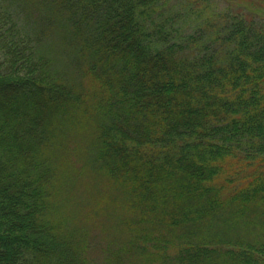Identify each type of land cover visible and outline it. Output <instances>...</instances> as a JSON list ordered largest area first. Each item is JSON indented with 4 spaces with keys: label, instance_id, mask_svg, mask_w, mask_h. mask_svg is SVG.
<instances>
[{
    "label": "trees",
    "instance_id": "16d2710c",
    "mask_svg": "<svg viewBox=\"0 0 264 264\" xmlns=\"http://www.w3.org/2000/svg\"><path fill=\"white\" fill-rule=\"evenodd\" d=\"M169 1L0 0V264H264V14Z\"/></svg>",
    "mask_w": 264,
    "mask_h": 264
},
{
    "label": "rangeland",
    "instance_id": "374dc122",
    "mask_svg": "<svg viewBox=\"0 0 264 264\" xmlns=\"http://www.w3.org/2000/svg\"><path fill=\"white\" fill-rule=\"evenodd\" d=\"M183 1V5H189L187 1L190 2V0H170L169 4H172L171 6H178V4ZM194 7L200 6L199 2L203 0H191ZM207 1V0H205ZM185 3V4H184ZM209 6H212L214 8V13L216 14L217 10H222L223 8H230L233 10H236L238 12L240 11H246V12H254L255 14H264V1L261 3L254 2L253 0H214V2L208 1ZM210 16V15H209ZM60 39V36L58 34L53 33V36H47L42 41L43 46L46 47V49H53L56 52H59L60 49H62L61 45L56 44L58 43V40ZM63 67L66 68V70L60 69L62 74H67V64L66 62H62ZM71 65V64H68ZM58 66V65H57ZM59 67V66H58ZM74 74V73H73ZM91 138L88 135H81L77 138V144L79 146L87 145L90 142Z\"/></svg>",
    "mask_w": 264,
    "mask_h": 264
}]
</instances>
